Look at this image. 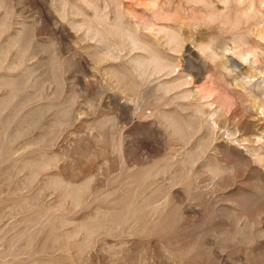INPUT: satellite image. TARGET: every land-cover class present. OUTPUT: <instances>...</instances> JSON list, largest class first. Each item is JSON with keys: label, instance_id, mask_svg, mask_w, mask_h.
Returning <instances> with one entry per match:
<instances>
[{"label": "rangeland", "instance_id": "374dc122", "mask_svg": "<svg viewBox=\"0 0 264 264\" xmlns=\"http://www.w3.org/2000/svg\"><path fill=\"white\" fill-rule=\"evenodd\" d=\"M0 264H264V0H0Z\"/></svg>", "mask_w": 264, "mask_h": 264}, {"label": "bare ground", "instance_id": "6f19581e", "mask_svg": "<svg viewBox=\"0 0 264 264\" xmlns=\"http://www.w3.org/2000/svg\"><path fill=\"white\" fill-rule=\"evenodd\" d=\"M177 18H179V16H177ZM176 18V19H177ZM175 19V20H176ZM174 35H172L171 37H170V41H179V39L177 38V33H173ZM139 40H137V42H138ZM132 43H133V46H135V47H138V45H137V43H136V39H134L133 37H132ZM147 61H148V64H150L151 66H152V71L153 72H157V71H160V70H162V69H164L165 67H167V66H169V64L167 63V62H165L162 58H161V56H160V54H156V53H152L151 54V56L149 57V58H147L146 59ZM147 64V65H148ZM144 64L143 63H140L139 65H138V67L140 68L141 66H143ZM172 70H170V72H171Z\"/></svg>", "mask_w": 264, "mask_h": 264}]
</instances>
